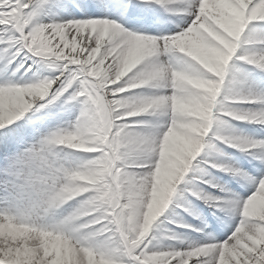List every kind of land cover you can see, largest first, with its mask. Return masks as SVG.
<instances>
[{"label":"snow or ice","instance_id":"6c2138e0","mask_svg":"<svg viewBox=\"0 0 264 264\" xmlns=\"http://www.w3.org/2000/svg\"><path fill=\"white\" fill-rule=\"evenodd\" d=\"M0 64V264H264V0H0Z\"/></svg>","mask_w":264,"mask_h":264},{"label":"bare ground","instance_id":"6f19581e","mask_svg":"<svg viewBox=\"0 0 264 264\" xmlns=\"http://www.w3.org/2000/svg\"><path fill=\"white\" fill-rule=\"evenodd\" d=\"M77 18H83V17H77ZM167 19V14L166 13H156L153 15V24H152V29L154 31L155 28H164V27H171V25L169 24H165L163 21ZM145 34H151V33H145ZM20 61H18L17 63H19ZM32 64V61L29 60L27 61V63L25 64V68L20 70V73L17 74V76L19 77L21 74H23L26 70V68ZM3 67V64H0V68ZM16 65H12L9 71H14L15 70ZM37 69H40L41 74L43 76H48L50 74H52L51 69H47L46 67L41 68L40 65H36L35 67H33V72H36ZM32 73H28V76H31ZM254 81L256 83L257 86L264 88V73H255L254 74ZM50 112L53 114V116L57 119H75V117L78 115L79 112V107H72L69 106L68 111H65L63 109V107L57 103L56 106L51 107ZM239 128H241L243 131L252 134L253 130L256 126L254 125H249V124H243V123H239L237 125ZM225 150L230 153L231 155L235 156L237 159L240 160L241 163H246V160L249 158H246L244 156H242L241 154H239L235 149H230L227 148L225 146ZM215 175L222 177L224 181H227L229 186L233 188L234 191H240V187L238 184H236V181L232 180L231 177L228 176V174L223 173V172H215ZM177 194H174L173 196V200L172 202H170L169 204V208L165 210V213H163L161 215V217L158 218L157 222L154 224V229L153 231H155L159 237L158 239V243H169L168 240L164 239L165 236V230L168 228H173L175 227L177 231L179 232H191L190 228H180L177 227V225H173V224H169V220L170 219H178L180 223H187V224H191L194 226H199L200 224V220L196 219L193 216L188 215L187 212L184 211L183 208H178L177 211L180 213L179 217H171L170 216V212L172 210V208L175 206L176 201H177ZM200 213L203 215V217L205 219L211 218L209 219V224H211V220L215 219V217L212 215V213L214 211H216L215 209L209 208L208 205H206L203 201H199L196 200L195 201Z\"/></svg>","mask_w":264,"mask_h":264},{"label":"rangeland","instance_id":"374dc122","mask_svg":"<svg viewBox=\"0 0 264 264\" xmlns=\"http://www.w3.org/2000/svg\"><path fill=\"white\" fill-rule=\"evenodd\" d=\"M27 69V68H26ZM170 224V223H169Z\"/></svg>","mask_w":264,"mask_h":264}]
</instances>
